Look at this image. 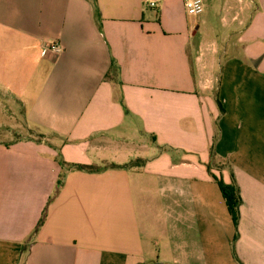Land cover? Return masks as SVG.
Wrapping results in <instances>:
<instances>
[{
  "label": "crops",
  "instance_id": "crops-1",
  "mask_svg": "<svg viewBox=\"0 0 264 264\" xmlns=\"http://www.w3.org/2000/svg\"><path fill=\"white\" fill-rule=\"evenodd\" d=\"M202 1L0 0V264H264V0Z\"/></svg>",
  "mask_w": 264,
  "mask_h": 264
},
{
  "label": "trees",
  "instance_id": "trees-1",
  "mask_svg": "<svg viewBox=\"0 0 264 264\" xmlns=\"http://www.w3.org/2000/svg\"><path fill=\"white\" fill-rule=\"evenodd\" d=\"M216 99L218 101V105L220 107V112L223 113L225 111L224 107L222 106V103L219 101L217 95H216ZM121 102L123 103V98L120 97ZM217 139V134L214 136L213 138V142H212V147H211V155L214 157L215 155V151H214V146H215V141ZM60 162L62 163V165H68L72 168H77L80 170H85V171H89V172H97L100 171L102 169V167L100 165H95V164H82V163H66L63 160H60ZM143 162L142 159H137L134 161H131L130 163L126 164V165H119V166H139L141 165V163ZM112 166H118L115 164H112ZM118 166V167H119ZM214 178L218 181V184L221 188L222 194L224 196V198L226 199V204L228 206V209L230 211V213L232 214V217L234 219L235 225L238 224L239 221V217H240V205L242 202L241 195H240V190L239 187L233 177V180L231 183H227L226 181L222 180L221 178H218L217 176H214ZM62 178H60L58 180V184L59 186L62 184ZM45 217V213L43 214L40 223L44 220ZM237 237V235H236Z\"/></svg>",
  "mask_w": 264,
  "mask_h": 264
},
{
  "label": "built area",
  "instance_id": "built-area-1",
  "mask_svg": "<svg viewBox=\"0 0 264 264\" xmlns=\"http://www.w3.org/2000/svg\"><path fill=\"white\" fill-rule=\"evenodd\" d=\"M184 4L186 7V10L191 15H198L201 14L204 11V4L202 0H184ZM151 6H155L156 2L151 1ZM64 50V46L62 43L58 40L50 43L49 45L43 46L41 49V55L45 56L49 53H53L55 55H58L62 53Z\"/></svg>",
  "mask_w": 264,
  "mask_h": 264
},
{
  "label": "rangeland",
  "instance_id": "rangeland-1",
  "mask_svg": "<svg viewBox=\"0 0 264 264\" xmlns=\"http://www.w3.org/2000/svg\"><path fill=\"white\" fill-rule=\"evenodd\" d=\"M17 116L20 117V119L18 121L16 119ZM21 116L22 115H21L20 112H15V111L13 113H11V112H0V124L1 125H5V127H2V128L0 127V138L6 137V133H7V130H6L7 127L6 126H9V130H11L13 128V126H11V125L15 124L14 122H17L18 125L19 124H21V125L24 124L23 120H22L23 116L22 117ZM13 129H18V128H17V126H14ZM1 130H3V131H1ZM8 132L10 133V131H8ZM10 134L13 136L14 139L15 138L17 139V138H20V137L23 136L22 133H16V132H13V131ZM32 134L36 138H39V139L46 136V134L39 133V132H34Z\"/></svg>",
  "mask_w": 264,
  "mask_h": 264
}]
</instances>
